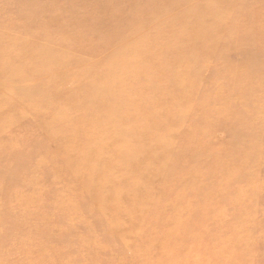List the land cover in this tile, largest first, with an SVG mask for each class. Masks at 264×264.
<instances>
[{
	"label": "bare ground",
	"instance_id": "obj_1",
	"mask_svg": "<svg viewBox=\"0 0 264 264\" xmlns=\"http://www.w3.org/2000/svg\"><path fill=\"white\" fill-rule=\"evenodd\" d=\"M153 1L152 4L147 0H18L9 4L7 15L23 21L17 32L24 37L6 38L3 40L6 43L0 46L5 53L0 57V130L5 126H17L15 129L21 128L19 131L40 130L38 138L28 142L31 148L35 146L36 153L41 151L42 139L49 138L44 126L49 129L51 139L45 156L32 159L33 166L29 170L21 165L24 173L16 178H10L9 171L14 169L0 163L3 185L12 186L10 192L6 188L0 195H4L6 204L12 207V222L22 229L26 215L23 209H27L25 204L30 196L26 193L38 188L39 175L55 181L62 180L63 176L69 178L70 184L51 190L52 196L59 195L57 205L64 202L62 209L81 221L86 220L82 214L98 207L104 212L100 229L107 231L101 239L124 242L125 233L120 232L123 225L131 223V230L138 231L150 228L154 219L163 222L170 231L172 223L173 227L180 226L190 218L181 215L184 206L168 201L169 195L159 196L161 190L192 196L191 191L193 194L195 189L207 192L212 184L242 186L245 183L244 176H240L243 167L254 176L260 170L261 162L251 157L246 159V154L230 157L223 150L208 152L209 145L206 146L204 138H195V128L190 124H173L176 118H183L184 105L193 104L196 92L194 83L186 78L196 74L194 65L197 63L183 67L182 51L197 52L198 36H204L208 30L206 25L195 22L199 11L195 0ZM208 1L213 3V0ZM168 15L173 24L164 21L163 17ZM208 20L209 16L205 22ZM167 25L178 28V34L167 33ZM161 26L163 32L158 34L156 30ZM103 32L107 33L106 37L101 35ZM59 40L61 42L56 43ZM91 42L97 46L84 49ZM209 44L210 52L216 44ZM156 45L163 47L160 53L151 52ZM70 50L79 52L76 58H72ZM61 51L64 54H60ZM95 57L102 59L97 61ZM205 58L208 59L203 56ZM63 64L65 67H61ZM137 64L141 66L140 71L152 70L156 75L152 87L136 83L138 73L132 67ZM45 70L47 74L43 73ZM70 79L75 81L74 89L68 88ZM169 87L177 91L173 100L162 98L156 104L141 103L142 97ZM57 118L60 121H56ZM51 124L54 129H50ZM71 126L76 131L67 134ZM17 143L11 153L21 152L22 140ZM242 143L250 145L246 141ZM235 160L241 163H233ZM190 164L193 167L184 176ZM185 179L192 180L188 183L196 181L198 186L185 189ZM74 190L77 194H67ZM72 195L77 196L81 209L79 205L75 209L68 206L65 197ZM154 196L158 199L156 205H151L147 200ZM194 197L188 198L194 201L190 204L194 206L192 213L215 200L210 193L206 197ZM243 200V195L238 194L232 198L230 206H240ZM137 212L141 214L136 215ZM230 212L222 209L216 215L223 228L219 241H227L222 243L225 246L222 251L215 252L219 257L231 256L234 247L230 244H237L243 238L252 241L248 226L240 224L247 221L231 216ZM28 217L27 214L25 219ZM38 219L52 220L43 215ZM67 228L72 230L71 225ZM87 228L90 234L94 227L88 225ZM168 230L162 232L161 240L155 241L157 248L164 243L167 246V240L180 242V238L171 236ZM31 236L22 233L20 228L9 245H0V251L3 253L7 248L16 252L25 247L26 252L40 255L36 264H56L46 241L32 247L36 236ZM74 239V244L86 241L79 232ZM129 247L122 248L121 252H129ZM146 254L144 263L151 258L147 251Z\"/></svg>",
	"mask_w": 264,
	"mask_h": 264
},
{
	"label": "rangeland",
	"instance_id": "obj_2",
	"mask_svg": "<svg viewBox=\"0 0 264 264\" xmlns=\"http://www.w3.org/2000/svg\"><path fill=\"white\" fill-rule=\"evenodd\" d=\"M15 2L18 0H0V33H2L0 46L2 42L6 43L3 41L6 38L24 37L17 32L18 26L22 25L23 21H19L14 15H7L10 3L15 4ZM147 2L154 3L153 0H147ZM197 2L198 4H196ZM194 4L198 5L197 9L199 10L195 22L201 26L206 25L208 31L206 34L204 33V36H198L200 47L197 52L188 49L182 51L181 63L184 65L183 67L197 63L194 65L196 74L186 78L190 83H194L196 92L192 98L193 104L190 106V103L187 102L184 105L183 118L179 120L176 118L173 124H185L186 126L190 124L196 130L195 138L200 136L207 142L206 146L209 145L208 152L223 150L230 157L246 154V159L251 157L257 162L260 161L263 164L260 163L261 168L256 172V176L250 174L247 167H243L240 176H244L245 183L242 186H238L236 183L234 187L233 184L225 186H213L212 184L209 185L211 189L207 192L195 189L196 192L193 194L191 191L192 196L184 192L173 193L168 189L161 190L159 196H164L165 193L169 195L168 201L184 206V209L180 211L181 215L186 214L190 218L180 226L173 227L174 223H172L170 231L163 226V222L154 219L150 223V228L141 229L138 227L140 229L138 231L131 230L133 226L131 223L123 225L120 232L125 233L126 240L122 242L119 239L114 241L101 239L107 231L100 229L104 212L98 207L90 210V213L82 214L81 217L86 220L81 221L74 219V214L68 215L62 209L64 206L61 204L64 202L57 205L59 195L53 193L55 195L52 196L51 190L59 189L62 184H70L69 178L63 176L62 180L55 181L39 175L36 180L38 188L35 187V189H31V193H26L30 196L28 203L25 204L27 209H23V213H26L25 221L23 220L22 224L23 229L21 225L18 226L12 222V213H10L12 207L6 204L5 196L0 195L1 246L9 245L10 239L16 236V232L21 228L22 233L36 236L32 247H38L46 241V246H50L53 252L51 259L56 264L63 262L70 264H162L164 262V264H264V0H213V3L207 2V0H195ZM194 4H190L188 10H191ZM207 16H209V23L205 22ZM170 17L171 15H168L163 19L173 24V19H169ZM167 26L165 27L167 33L178 34V28L173 25ZM163 29L164 27L161 26L156 32L162 33ZM101 35L106 37L107 33L103 32ZM59 42L61 41L56 43ZM209 42L216 44L214 46L216 48H212L210 52L207 46L210 45ZM96 46L95 42H91L84 49L90 50ZM152 48L151 52L153 53H160L163 50V47L158 45ZM70 53H73L72 58H76L75 56L79 52L70 50ZM4 54L0 48V57H4ZM60 54L64 53L61 51ZM203 56L208 59H203ZM95 59L100 61L102 57H95ZM95 59L94 61H96ZM61 67H65L64 64ZM132 68L138 73L135 77L136 83L139 81L147 84L145 87H152L156 77L152 70L140 71L139 64ZM43 73L47 74V70ZM67 85L68 88L74 89V79H70ZM176 93L177 91L173 87H169L168 90H158L154 94L142 97L141 103L156 104L162 98L173 100ZM137 103H140L139 100ZM40 109L43 111L42 108ZM41 110L39 111L41 112ZM56 121H60V118H57ZM52 126L53 124L50 129H54ZM5 127L3 130L1 129L2 131L0 130V163L9 167L10 170L14 169L12 172L9 171L10 178H16L17 175L24 173L22 169L24 166L28 170L33 166L30 162L32 159H40L45 156V151L51 141L50 132L46 126L41 127L44 131L46 130L47 136L49 134V138L42 139L41 151L36 153L35 146L31 148L28 146V142L30 139L33 141L38 138L37 132L40 130L24 129L19 131L21 128L15 129L17 126ZM67 131V134H71L76 129L71 126ZM51 134H53L52 131ZM19 140H22L23 143H21L23 147L20 148L21 152L11 153ZM245 141L250 145L242 143ZM233 163L241 162L235 160ZM192 167L193 164L188 166L184 176L188 175L187 173ZM196 179L198 178L196 177ZM185 180L187 181L185 189L198 186L195 184L196 181L188 183L192 180ZM3 181V177H0V193H5L4 189L6 188L10 192L12 186L9 183L6 186L3 185ZM77 192L74 190L67 194H77ZM219 192H223V194L214 195ZM209 193L215 197L214 202L212 201L207 207L202 205L199 207L200 210H204V213L203 210L200 212L197 209L192 213L194 206L191 205L194 204V201L188 198L196 195L206 197ZM238 194L243 195L242 204L230 206L232 198ZM76 198L77 196L74 195L65 197L68 206L71 205L75 209L79 205L81 209ZM157 199L154 196L147 201L151 205H156ZM222 209L231 210V216L247 221L240 222V224L241 226L247 225V232L252 236V241L249 238H243L237 244L229 243L230 247H234V252H231V256L225 254V257L215 255V252L224 249L225 246L222 243H227L226 240L219 241V237L223 234V228L219 226L216 215L217 211ZM108 213L113 216L111 212ZM27 214L29 217L25 219ZM140 214L141 212L136 213V215ZM14 215L17 216L18 213ZM42 215L52 220L48 222H43V219L36 220ZM154 222L155 224H153ZM68 225L72 226V230L67 228ZM86 225L94 227L93 230L90 229V234H88L89 228ZM165 230H168L171 236L180 238L178 240L180 242L167 240V246L164 243V246L157 248L154 245L155 241L161 240L160 236L164 234L162 232ZM78 232L86 241H78L74 244V235ZM230 234L236 236L234 233ZM91 237L97 239L92 240ZM162 239L166 238L162 237ZM86 243L87 245H85ZM128 246H130L129 252H121L122 248ZM151 246H153L152 249ZM146 251L152 259L150 258L148 262L144 263V260H147ZM39 260L40 255L26 252L25 247H20L16 252H11L7 248L3 253L0 251V264H36Z\"/></svg>",
	"mask_w": 264,
	"mask_h": 264
}]
</instances>
